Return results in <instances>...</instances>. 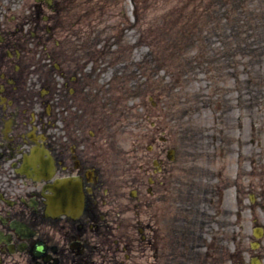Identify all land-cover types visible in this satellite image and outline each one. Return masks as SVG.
Segmentation results:
<instances>
[{
    "label": "flooded vegetation",
    "instance_id": "1",
    "mask_svg": "<svg viewBox=\"0 0 264 264\" xmlns=\"http://www.w3.org/2000/svg\"><path fill=\"white\" fill-rule=\"evenodd\" d=\"M69 1L0 2V264H264L262 184L244 181L240 161L217 176L196 167L208 189L195 191L203 199L187 223L166 217L176 152L167 159L165 140L150 142L142 162L134 148L126 161L103 154L86 130V66L73 63L80 41L63 22ZM68 182L82 206L51 209ZM245 201L248 222L239 221ZM221 209L234 217L224 236Z\"/></svg>",
    "mask_w": 264,
    "mask_h": 264
},
{
    "label": "rangeland",
    "instance_id": "2",
    "mask_svg": "<svg viewBox=\"0 0 264 264\" xmlns=\"http://www.w3.org/2000/svg\"><path fill=\"white\" fill-rule=\"evenodd\" d=\"M96 1L97 15L69 1L63 22L76 24L70 34L80 42L71 49L73 63L86 66V130L103 154L126 161L134 148L142 162L150 142L166 140L177 161L169 165L168 220L193 221L203 199L195 191L208 189L196 181L197 166L217 176L240 161L244 181H260L264 193V0ZM21 2L26 9L32 1ZM248 208L245 201L239 221H249ZM217 216L228 220L221 235L232 231L233 213Z\"/></svg>",
    "mask_w": 264,
    "mask_h": 264
}]
</instances>
